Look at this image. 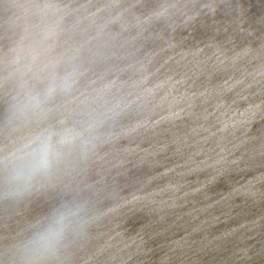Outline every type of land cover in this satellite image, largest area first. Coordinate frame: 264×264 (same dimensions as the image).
<instances>
[{
  "label": "water",
  "instance_id": "water-1",
  "mask_svg": "<svg viewBox=\"0 0 264 264\" xmlns=\"http://www.w3.org/2000/svg\"><path fill=\"white\" fill-rule=\"evenodd\" d=\"M64 126L28 194L0 171V264L66 204L64 264H264V0H0V156Z\"/></svg>",
  "mask_w": 264,
  "mask_h": 264
},
{
  "label": "clouds",
  "instance_id": "clouds-1",
  "mask_svg": "<svg viewBox=\"0 0 264 264\" xmlns=\"http://www.w3.org/2000/svg\"><path fill=\"white\" fill-rule=\"evenodd\" d=\"M55 91L53 84L47 95L52 96ZM39 107L38 97H28L21 113ZM78 143L86 146L84 133L72 126L42 129L25 137L10 154L0 156V171L8 186L7 195L28 194L40 179L51 175L63 158L62 150ZM83 212L81 204H66L53 210L46 221H38L35 230L16 244L14 264H64L65 241L69 233L75 231L74 222L79 221ZM80 227H83L82 223Z\"/></svg>",
  "mask_w": 264,
  "mask_h": 264
}]
</instances>
